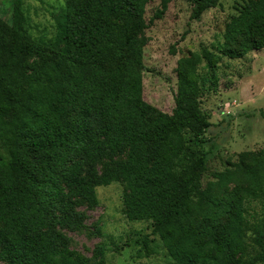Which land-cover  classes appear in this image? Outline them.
I'll return each instance as SVG.
<instances>
[{
  "label": "trees",
  "instance_id": "16d2710c",
  "mask_svg": "<svg viewBox=\"0 0 264 264\" xmlns=\"http://www.w3.org/2000/svg\"><path fill=\"white\" fill-rule=\"evenodd\" d=\"M186 1L190 22L221 2ZM147 4L67 0L55 37L62 48L52 59L45 57L47 43L28 36L25 0H12L11 23L0 18V143L9 153L0 160V262L87 264L59 246L57 230L78 227L83 216L75 205L97 206V188L123 182L126 218L152 222V234L139 241L146 257L155 254L158 236L172 264H264V218L249 219L251 199L264 193V173L242 168L253 153L241 156L237 172L256 189L237 187L212 199L205 221L191 227L192 197L208 198L201 185L207 166L197 149L209 122L199 99L218 79L212 74L207 89L206 78L180 75L173 116L144 101L136 37L145 29ZM263 20L264 0L247 1L227 26L232 48L223 55L241 59L264 50ZM33 56L41 64L29 65ZM125 150V162L98 172L101 159ZM109 250L99 248L101 255ZM238 254L245 258L235 260Z\"/></svg>",
  "mask_w": 264,
  "mask_h": 264
},
{
  "label": "rangeland",
  "instance_id": "374dc122",
  "mask_svg": "<svg viewBox=\"0 0 264 264\" xmlns=\"http://www.w3.org/2000/svg\"><path fill=\"white\" fill-rule=\"evenodd\" d=\"M247 1L221 0L218 7L190 22L193 7L186 0H148L145 29L136 37L143 48L146 69L142 77L143 99L159 112L173 116L180 75L206 78L207 89L214 85L212 74L218 79L217 88L207 90L199 99L209 122L197 149L207 166L201 185L208 198L192 197L191 227L205 221L212 199L221 200L237 187L243 191L256 189L249 177L237 172L244 153L253 155L242 168L246 172L264 173V50L241 59L223 55L224 50L232 48L226 40L227 26ZM66 5L67 0H25L28 36L50 46L45 54L47 59L55 58L62 48L55 47V37L57 22ZM161 11L162 16L157 18ZM12 15V0H0V18L11 23ZM28 62L41 64L35 56ZM186 137L192 138L189 133ZM4 145L0 143V160L9 157ZM127 155L125 150L113 159H101L98 172L113 163L125 162ZM126 193L125 183H115L96 189L97 206L76 204V212L83 216V221L76 229L58 228L59 246L74 252L87 264H172L158 236L152 237L155 254L146 257L141 253L139 241L152 234L153 226L150 221L130 222L126 218ZM250 210L254 215L249 218L251 221L264 218V193L253 196ZM107 245L109 252L101 255L99 248ZM244 258V254H238L235 260Z\"/></svg>",
  "mask_w": 264,
  "mask_h": 264
}]
</instances>
